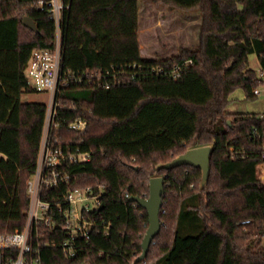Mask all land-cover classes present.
I'll return each mask as SVG.
<instances>
[{"label": "trees", "instance_id": "obj_1", "mask_svg": "<svg viewBox=\"0 0 264 264\" xmlns=\"http://www.w3.org/2000/svg\"><path fill=\"white\" fill-rule=\"evenodd\" d=\"M39 1L48 0H0V233L22 231L26 226L27 185L37 168L45 125L46 103L23 98L37 93L25 74L31 53L55 45L56 25L48 6H31ZM120 1L125 0H65L69 7L61 24L64 38L68 31L81 27L88 14ZM154 1L182 10L200 8L199 45L167 58L136 55L104 62H65L68 85L59 95L64 106L58 110L61 125L53 138L63 149L90 152L91 157L86 162H66L62 168L70 175L69 181L41 192V198L52 204L53 215L49 224L40 223L38 234L32 237L43 264H171L177 238L200 245L207 235L219 239L214 264H264V181L256 174L263 162L264 113L226 109L236 89L243 88L248 98H255V90L263 83L250 67L249 56L256 54L264 70V0ZM26 16L37 30L24 24ZM188 60L192 63L185 67ZM177 65H183L182 74L173 78L169 73ZM191 72L204 73L211 91L198 129L173 131L155 148L124 152L112 142L92 140L90 127L84 131L69 128L80 116L89 123L97 117L96 88L182 83ZM154 100L152 96L148 101ZM255 130L260 138H254ZM206 145L213 149L205 186L201 168L158 169L188 149ZM232 149L243 154L231 157ZM155 176L165 177L162 227L146 258L137 261L149 222L146 209L131 198H147ZM75 188L101 194V205L88 213L96 223L90 240L78 239L77 255L68 258L61 247L68 234L55 204L64 202ZM17 255L16 249L0 251V264Z\"/></svg>", "mask_w": 264, "mask_h": 264}, {"label": "crops", "instance_id": "obj_2", "mask_svg": "<svg viewBox=\"0 0 264 264\" xmlns=\"http://www.w3.org/2000/svg\"><path fill=\"white\" fill-rule=\"evenodd\" d=\"M157 10L163 12L162 8ZM93 13L96 15L90 16ZM150 16L151 11L144 0L120 1L110 9L88 14L81 27L66 33L63 41L65 62L69 63V59L75 60L72 64L104 62L136 55L159 58L158 55L164 52L161 41L169 38L171 31L152 29L146 23ZM163 22L164 19L160 18L156 25ZM196 78V73L191 72L187 73L182 83L164 85L157 93L160 99L145 101L142 97L139 105L132 101L127 105L122 103L116 106L108 113L107 119L122 122L117 124V128L109 127L115 123L108 124L107 129L97 127L91 132V138L98 137L103 139L101 142H112L115 149L124 152H135L157 147L173 131L196 129L200 117H194L193 110L183 105L184 102L200 104L196 101L200 94ZM136 105L138 107L135 108ZM91 125L92 122L90 128ZM185 241L191 244L196 240ZM215 244L217 248L219 243ZM208 245L201 247L203 258L200 261L192 256L188 264H206Z\"/></svg>", "mask_w": 264, "mask_h": 264}, {"label": "built area", "instance_id": "obj_3", "mask_svg": "<svg viewBox=\"0 0 264 264\" xmlns=\"http://www.w3.org/2000/svg\"><path fill=\"white\" fill-rule=\"evenodd\" d=\"M31 6L39 8L48 6L50 18L56 25V37L53 48L35 49L25 66L30 88L38 93L48 94L49 99L46 102L47 111L37 168L27 185L30 206L26 226L22 231L0 234V251L4 249L18 251L17 257L6 264H43L39 249H35L32 237L34 232L38 234L40 223L49 224L53 220V215L50 213L52 204L41 198V192L69 181L70 175L62 168L66 162H86L91 157L90 152L65 150L59 145L58 140L53 138L54 130L61 125L58 110L64 106L59 95L62 88L68 85L69 74L64 71V36L61 24L69 5L65 0H48L34 2ZM191 63L192 61L188 60L184 66L187 67ZM182 70L183 65H177L169 75L177 78L182 74ZM260 75L262 76L263 72ZM104 88H113V86L106 84ZM259 93L258 89L255 90V94ZM88 127H90L89 121L81 116L69 124V128L79 131H84ZM253 136L260 138L262 135L255 130ZM238 154H243V151L232 149L230 152L231 157ZM262 158L263 162L258 165L256 174L264 181V150ZM100 197L101 194H93L90 188H75L68 192L64 202L55 204L58 213L63 216L64 227L68 234V238L61 243L62 250L68 258L77 255L80 249L78 239L90 240L96 223L88 213L101 205Z\"/></svg>", "mask_w": 264, "mask_h": 264}, {"label": "rangeland", "instance_id": "obj_4", "mask_svg": "<svg viewBox=\"0 0 264 264\" xmlns=\"http://www.w3.org/2000/svg\"><path fill=\"white\" fill-rule=\"evenodd\" d=\"M149 2H153V5H149ZM151 11V16L146 20L148 26H152V29H160L162 31H171L169 38H165L161 41L163 53L158 55L159 58H167L176 54H179L182 48H195L200 42V33L203 24V13L200 8H194L189 10H182L172 7H167L162 4H158L154 0H144ZM162 8L163 12L157 10ZM147 10V9H146ZM149 10H147L148 12ZM96 15L93 13L90 16ZM164 19L161 25H156L158 19ZM75 60L69 59V63H74ZM249 65L251 68L255 69L259 74L263 72L261 76L263 83L258 86L260 94L255 98H248L243 88L236 89L230 96V102L228 103L226 109L232 113H264V70L260 67L259 60L256 54H251L249 56ZM196 73V80L199 81V98L196 100L200 104H193L190 102H184L183 105L187 109L193 110L194 117H200L198 127L202 123L206 115V107L211 98V91L207 84V79L204 73ZM202 83V84H201ZM166 84H151L139 87L136 85H121L113 88H96L94 95V109L96 118L92 121L90 128L91 132L95 131L97 127H102L103 129L108 128V124L115 123V125H110L111 128H117V124L122 122V120L115 121L114 119H107L108 113L111 109H115L116 106L124 103L130 104L132 101H136L139 105L142 97L145 101L149 100V97H154L155 100L160 99L157 93L160 89L164 88ZM171 86V84H167ZM183 95V94H181ZM24 99L30 101H38L46 103L49 99V95L46 93H28L24 94ZM166 98V97H165ZM166 99H169L166 98ZM183 101V100H181ZM204 102V104H202ZM138 107L137 105L134 106ZM117 126V127H116ZM94 141H103L98 137H92ZM0 233V234H5ZM216 243H219V239L213 235H207L203 241V244L198 245L197 241H193L191 244L189 241L183 240L181 242L180 238L176 239V247L171 254V264H188V261L195 256V258L200 261L203 258L202 248L206 244H210L209 252L207 253L206 264H214L217 256ZM202 247V248H201Z\"/></svg>", "mask_w": 264, "mask_h": 264}, {"label": "water", "instance_id": "obj_5", "mask_svg": "<svg viewBox=\"0 0 264 264\" xmlns=\"http://www.w3.org/2000/svg\"><path fill=\"white\" fill-rule=\"evenodd\" d=\"M24 24L28 27L37 30L35 22L31 17L24 18ZM213 146H199L188 149L185 153L175 157L173 160L166 162L158 167V169H172L181 165H190L201 168L202 170V186H205L209 180L211 172V152ZM165 192V177L155 176L150 179L149 196L147 198L132 197L131 201L138 203L148 213L149 226L142 241V253L138 256L137 261H142L146 258L150 246L154 238L160 233L161 211L163 206V196ZM102 208V206L100 207Z\"/></svg>", "mask_w": 264, "mask_h": 264}]
</instances>
